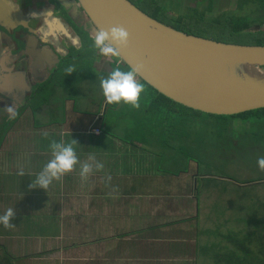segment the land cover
<instances>
[{"label": "crops", "instance_id": "crops-1", "mask_svg": "<svg viewBox=\"0 0 264 264\" xmlns=\"http://www.w3.org/2000/svg\"><path fill=\"white\" fill-rule=\"evenodd\" d=\"M59 23L63 40H73ZM74 43L82 47L78 36ZM46 56L56 62L52 49ZM91 58L77 66L88 63L100 71L109 66V73L115 56L98 52ZM45 59L18 65L0 50V124L6 126L0 128V215L8 208L15 213L8 226L0 223V244L14 258L12 264L25 259L38 264H188L206 256L201 247L216 233L210 222L222 224L217 217L223 193L211 188L202 164L183 154L186 145H176L175 133L154 128L152 119L142 122L148 110L140 113L122 101L109 104L103 95L78 108L82 99L60 88L74 87L79 77L75 84L52 86L39 103H28L27 95L50 73ZM146 89L153 114H159ZM9 107L14 119H8ZM164 134L170 136L165 142ZM52 141L71 143L77 160L44 189L29 187L51 159ZM83 163L92 165L85 179L80 176Z\"/></svg>", "mask_w": 264, "mask_h": 264}, {"label": "rangeland", "instance_id": "rangeland-1", "mask_svg": "<svg viewBox=\"0 0 264 264\" xmlns=\"http://www.w3.org/2000/svg\"><path fill=\"white\" fill-rule=\"evenodd\" d=\"M132 1L136 6L147 12L155 13L158 18L166 22L192 26L193 31L206 32L209 35L208 37H210V33L217 29V19L219 18L241 15L247 16L254 20V23H257L255 21H259L264 16V0H234L232 2L231 0H224L221 5L217 0H197V2L194 0H154L158 3L157 5L151 0ZM157 6L160 7L158 10H156ZM165 12L168 14L167 17H164ZM202 18L203 22L201 21ZM249 32L256 35L254 31L251 32L250 30ZM240 40L251 43L250 37H240L233 42L240 43ZM90 51L93 55L98 53V50L93 46ZM81 66H83V62ZM111 67L112 70L116 67L126 70L125 66L116 60H113ZM78 77L81 80L74 87L67 85L63 92L67 95H77V100L82 99L81 103H78L79 107H77L84 108L88 106L91 99L97 101L102 96L99 81L105 77V73L95 68L94 65L85 63L84 67L77 70L64 84H67L66 82L75 84L73 82ZM85 77L87 79H84ZM136 79L140 81L137 77ZM143 85V91L138 98L139 106L133 109L140 111V113L143 109H145L144 112L148 110V113L144 116L148 124L152 119L155 122L154 128L160 124L159 129L170 130L171 133H175L176 136L171 137V139L176 141V145H186V149H182L185 150L184 152L181 150L176 151L178 153L183 152L188 159L192 158L202 164L200 170L201 172H207L211 188L216 187L217 190L218 188H225L220 198L221 203L218 206L219 210H223L222 214L217 217L216 209L214 207L211 209L214 218L217 217V220L222 224H212L210 222L209 228L216 233H210V237L213 238L205 242L206 246L203 244L201 247V253L205 251L208 254L193 257L191 262L188 263L221 264L222 261L218 263L215 260L213 252H216L221 246L226 245L229 247L231 245L229 236L226 235L233 234L236 231L237 234H241L253 229L263 230L260 225L264 223V179L256 181V184H245V186L241 183L257 177L264 178V169L257 165V158L264 156V152L262 153L264 151V125L253 126L249 121L243 123L240 119H231L230 116L227 117L229 122L220 124V121L214 116L205 112L191 111L176 104H172L173 109L171 111L177 110L178 112H170L172 119L166 121V118L160 117L159 114H153L148 99L151 96L148 94L147 89L145 90L148 87L144 83ZM148 90L155 94L149 88ZM79 92L80 95H78ZM165 107L166 105L162 104L160 111H168V108ZM157 108L159 109V106ZM163 114H167V112ZM166 123H168V127L165 125ZM262 123H264L263 120ZM2 127H6L4 122L0 124V128ZM259 133L261 134L260 140H256ZM164 136L162 137L164 142L170 138L167 134H164ZM214 177L219 178V180L213 182ZM211 220L210 218L209 221ZM216 244L219 248L213 247ZM204 246L205 248H203ZM36 260L25 259L23 264H38ZM174 264H179V260H174Z\"/></svg>", "mask_w": 264, "mask_h": 264}, {"label": "water", "instance_id": "water-1", "mask_svg": "<svg viewBox=\"0 0 264 264\" xmlns=\"http://www.w3.org/2000/svg\"><path fill=\"white\" fill-rule=\"evenodd\" d=\"M96 28L128 32L115 55L171 100L231 115L264 107V44L218 40L177 29L130 0H76Z\"/></svg>", "mask_w": 264, "mask_h": 264}, {"label": "flooded vegetation", "instance_id": "flooded-vegetation-1", "mask_svg": "<svg viewBox=\"0 0 264 264\" xmlns=\"http://www.w3.org/2000/svg\"><path fill=\"white\" fill-rule=\"evenodd\" d=\"M151 1L155 2L154 0ZM194 1L197 2V0ZM217 1L219 5L224 2V0ZM139 8L145 11L143 8ZM145 12L149 14V12ZM60 20L67 27L68 32L72 34L73 40H63L64 34L59 28ZM255 22L257 23H254L250 30L264 35V30H261L264 29V21ZM63 31L67 32L65 28ZM95 32L96 28L76 0H53L51 2L48 0H0V50H3L9 58L14 59V63L18 65L27 62L29 59L34 61L37 57L44 56L46 58L45 69L50 70L46 80L36 84L33 91L27 95L28 103L29 100L33 102L41 97L45 99L44 94H49V88L61 86L60 76L67 74L66 70H68L69 64L77 65L78 61L83 62L94 57L90 48L93 46L92 37ZM57 36L58 39L55 40ZM77 36L82 43L80 49L76 48L74 43ZM84 36L87 38L85 39ZM49 48L57 55L54 63L51 57L46 56ZM114 56L112 62L113 60L123 62L115 54ZM110 68L112 71V67ZM105 71H109V66L102 72L105 73ZM107 75L108 73H105V77ZM136 77L139 79L137 75ZM60 89L63 91L65 88ZM28 103L27 105H29ZM30 111L36 110L30 108Z\"/></svg>", "mask_w": 264, "mask_h": 264}, {"label": "trees", "instance_id": "trees-1", "mask_svg": "<svg viewBox=\"0 0 264 264\" xmlns=\"http://www.w3.org/2000/svg\"><path fill=\"white\" fill-rule=\"evenodd\" d=\"M159 8H160L159 6L156 7V10H158ZM149 15H151L152 17L159 19L160 21H162L168 25H171L177 29L184 30L187 32H191L194 34H198L201 36H206V37L209 36L206 34V32L204 33L203 31H200V30H198L200 33L193 31L192 26H188V25H184V24H174V23L171 24L169 22H166V21L158 18L155 13L149 12ZM167 16H168V14L165 12L164 17H167ZM164 19H167V18H164ZM217 20H218L217 29L214 32L210 33V37L218 39V40L228 41V42L236 41L240 37H250L251 43H253V44H264V35H260L257 32H255L256 35L250 34L249 31H250L251 26L254 24V22H253L254 20L248 18L247 16H241V15L233 16V15H231V16L219 18ZM260 20L264 21V16H262V18ZM201 21L203 22V18L201 19ZM244 34H246V35L243 36ZM240 43H246V42L243 40H240ZM122 64L125 66L126 70H130V68L125 63L122 62ZM67 68L71 69L72 72L70 74H66V75L63 74V76H60L59 82L61 84H64L65 81H67L69 77L74 75L77 70L81 69V68L77 67L76 65H73V63L69 64L67 66ZM263 68H264V66H263ZM139 80L141 82H143L150 90L155 92V94H153V101L157 106H159V116L162 118H167V121H168V119H172V116H170V114H169L170 112L171 113L178 112L177 110H174V112L171 111L173 109L172 104L180 105V106H182L186 109H189L191 111L202 112L200 110H196V109L186 107L182 104H179V103L171 100L170 98L166 97L162 93L156 91L154 88H152L150 85H148L146 82H144L140 78H139ZM66 83L68 84V82H66ZM51 91H52V89L50 88V92ZM37 102L39 103V101H37ZM168 102H170L171 104H169ZM162 104L166 105L165 108H168V111H165V112L160 111V106ZM166 112H167V114H163ZM207 114L214 116L216 119H218L220 121V124L229 122L227 120V117L230 116L231 119H234V118L240 119L243 123L249 121V123L253 126L264 125V123H262V120L264 121V107L250 109V110H246V111L239 112L236 114H231V115L212 114V113H207ZM143 117H144V114H141L140 120H142V122L145 120V118L143 119ZM174 121L176 122V119ZM167 125H168V123H167ZM260 136H261V134L259 133V136L256 137V140H260ZM263 152L264 151H262V153ZM263 179H264L263 177H257L255 179L246 180V181H243V183H241V185L245 186V184H251V183L256 184V181H261ZM223 191H225V188H223V189L220 188L219 193L220 192L223 193ZM260 226H261V228H263V230H261V229L254 230L253 229V230H250L249 232H244L241 234H237L236 233L237 231H236L233 234L226 235L227 237L229 236L228 238L230 240V243H231L230 246L231 247L230 246L227 247L225 245V246H221V248H219V247H217V244L215 246H213L215 248H219V249H217L216 252H213V256H214L215 260L218 261V263L222 261L221 264H264V233H263L264 232V223L261 224ZM13 259L14 258L0 244V264H12Z\"/></svg>", "mask_w": 264, "mask_h": 264}, {"label": "clouds", "instance_id": "clouds-1", "mask_svg": "<svg viewBox=\"0 0 264 264\" xmlns=\"http://www.w3.org/2000/svg\"><path fill=\"white\" fill-rule=\"evenodd\" d=\"M128 40V32L121 26H111L107 30L100 28L92 37L93 47L98 50L101 55L107 56L116 53L117 46H125ZM72 72L71 69L66 70V73ZM137 70H122L119 67L114 68L108 75L99 81L101 94L106 103L131 104L132 107H138V98L143 91L144 85L136 79ZM8 119H14L16 112L11 107L8 109ZM52 156L41 170L36 174L34 182L29 184V187L45 188L53 179H59L65 172L72 169L77 160L74 149L71 143H61L52 141L49 144ZM89 160L94 161L95 158L89 155ZM258 167L264 169V156L257 158ZM95 167L100 168L102 165L95 162ZM92 165L83 163L80 167V176L85 179L91 171ZM19 175H23V171H18ZM13 208L5 210L3 215H0V223L5 226L10 224V218L14 215Z\"/></svg>", "mask_w": 264, "mask_h": 264}, {"label": "built area", "instance_id": "built-area-1", "mask_svg": "<svg viewBox=\"0 0 264 264\" xmlns=\"http://www.w3.org/2000/svg\"><path fill=\"white\" fill-rule=\"evenodd\" d=\"M100 128L99 127H92L91 131L94 133H99Z\"/></svg>", "mask_w": 264, "mask_h": 264}]
</instances>
